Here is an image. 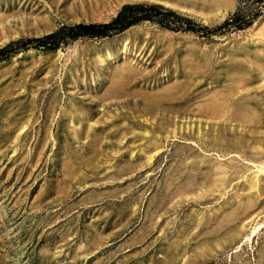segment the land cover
Instances as JSON below:
<instances>
[{
	"label": "rangeland",
	"instance_id": "rangeland-1",
	"mask_svg": "<svg viewBox=\"0 0 264 264\" xmlns=\"http://www.w3.org/2000/svg\"><path fill=\"white\" fill-rule=\"evenodd\" d=\"M125 4L0 0V49L107 23ZM248 6L198 8L207 21L172 10L194 30L162 16L170 28L145 21L124 40L81 37L0 59V264H264V124L197 106L264 49V13L243 30L200 29ZM261 83L247 86L259 110Z\"/></svg>",
	"mask_w": 264,
	"mask_h": 264
},
{
	"label": "bare ground",
	"instance_id": "bare-ground-1",
	"mask_svg": "<svg viewBox=\"0 0 264 264\" xmlns=\"http://www.w3.org/2000/svg\"><path fill=\"white\" fill-rule=\"evenodd\" d=\"M118 3H128V4H132L135 2H140V3H144V2H148V3H155V4H160V5H164L166 7H168L171 10H174L180 14H183L185 16H188L190 18H194L197 20H200L202 18H206L204 13L202 11H200L198 8L200 7H215L217 6V4L222 3H226V6L231 5L233 3V0H117ZM114 2V1H113ZM115 4V3H113ZM234 5V4H233ZM222 10V9H221ZM228 11V10H227ZM219 15V14H218ZM7 17V16H6ZM215 18V17H214ZM208 18L203 19L205 21H207ZM2 20V19H0ZM249 30V29H248ZM124 33L120 34V37L122 40H124ZM4 40V39H3ZM125 45V44H124ZM260 51V50H259ZM257 53V55H255V57L253 56L252 58L250 56L245 55L246 59L245 60H241V61H237L238 63H234L231 68H229V70L227 71L228 75L232 78V82L228 83L226 86H223V89L220 91H216V92H211L209 93L207 96L208 98L201 104L199 103L198 109L200 111L201 114L203 115H209V116H222V115H227L230 114L232 115L233 118H239V120L241 121V123H246V124H254V125H261L264 124V102L263 105L261 107V109L259 110L258 107L260 106L261 103H259V99L258 98H254L251 99L249 92V89L247 86H250L251 84H253V82L255 80L260 79L262 81L261 85L259 88H263L264 87V49L261 50V52ZM235 53V52H234ZM243 57V56H242ZM241 57V58H242ZM238 59V57H236ZM244 58V57H243ZM242 58V59H243ZM230 59V58H229ZM240 59V58H239ZM233 60V58H232ZM130 64V63H129ZM127 65V64H126ZM121 66V65H120ZM124 68L125 65H122ZM134 66V65H133ZM129 67V66H128ZM134 68V67H133ZM116 69V68H115ZM119 69V68H118ZM126 69V68H125ZM124 69V71H126ZM131 69V68H130ZM135 69V68H134ZM132 70V69H131ZM129 71V70H127ZM126 71V73H127ZM136 70H134L135 72ZM116 72V70H115ZM118 72V70H117ZM131 72V71H130ZM224 72V71H223ZM113 73V72H112ZM123 73V72H122ZM133 73V72H132ZM140 73V72H138ZM121 74V73H120ZM137 74V73H136ZM135 74V75H136ZM115 75V74H114ZM122 75V74H121ZM128 77V76H127ZM253 77L255 79H253ZM111 78V77H110ZM119 78V77H118ZM124 79V78H123ZM116 80V77L115 79ZM126 80V79H125ZM130 80V78L128 79ZM136 80V79H135ZM131 81V80H130ZM179 81V80H178ZM134 82V81H133ZM180 82V81H179ZM124 84H128V83H124ZM131 84V83H130ZM111 85V84H110ZM113 86V85H112ZM111 87V86H110ZM129 87V86H128ZM254 87V86H253ZM122 88V84L120 82L116 83L113 88V94L115 92H119V90L121 91ZM124 88V86H123ZM172 87H170L169 89H171ZM164 89V88H163ZM5 90V89H4ZM108 90V89H107ZM165 90V89H164ZM172 90V89H171ZM177 90V89H176ZM241 90H245L247 91L242 93L243 91ZM262 90V89H260ZM264 90V89H263ZM111 91V90H110ZM161 91V90H160ZM166 91V90H165ZM5 92V91H4ZM108 92V91H105ZM126 92V91H124ZM169 92V91H168ZM167 92V93H168ZM7 93V92H6ZM111 93V92H110ZM136 93V92H135ZM159 93V92H158ZM162 93V92H161ZM124 94V93H123ZM121 94V95H123ZM140 94V93H139ZM116 95V93H115ZM119 95V94H118ZM117 95V96H118ZM143 95V93L141 94ZM150 95V94H149ZM156 95V94H155ZM255 95V94H252ZM6 96V95H5ZM8 96V95H7ZM11 96V94H10ZM113 95H111L110 97H112ZM132 96V95H131ZM206 96V97H207ZM147 97V96H146ZM205 97V98H206ZM104 98V97H103ZM109 98V97H108ZM113 98V97H112ZM115 98V96H114ZM263 98H264V94H263ZM106 99V98H104ZM103 99V100H104ZM153 99V98H152ZM146 100V99H145ZM144 100V101H145ZM156 102V101H155ZM247 102H253L255 103L256 107H253L252 105H250ZM162 103V102H161ZM9 104V103H8ZM12 104V103H11ZM10 104V105H11ZM146 104V102H145ZM198 104V103H197ZM15 105V104H14ZM18 105V104H17ZM13 106V105H12ZM164 106V105H163ZM18 109V108H17ZM90 109V108H89ZM195 110V111H198ZM23 110V109H22ZM14 111V109H13ZM12 111V112H13ZM70 111V110H69ZM10 114H13V113ZM27 112V111H26ZM158 112V111H157ZM147 113V112H146ZM164 113V112H163ZM71 114V113H70ZM88 114V113H87ZM109 114V113H108ZM148 114V113H147ZM185 114V113H184ZM24 115V114H23ZM82 115V114H81ZM160 117V116H159ZM231 117V116H230ZM26 118V117H25ZM162 118V117H161ZM224 118V117H222ZM156 119V118H155ZM30 120V119H29ZM82 120V119H81ZM99 120V119H98ZM229 120V119H228ZM16 121V119H15ZM14 121V122H15ZM38 121V120H37ZM164 121V120H163ZM216 121V120H214ZM235 121V120H234ZM82 122V121H81ZM100 122V121H99ZM110 122V121H109ZM108 123V122H107ZM159 123V122H158ZM174 123V122H173ZM11 123H9L10 125ZM14 124V123H13ZM17 124V123H16ZM30 124V123H29ZM103 124V123H102ZM101 124V125H102ZM160 124V123H159ZM158 124V125H159ZM166 124V123H164ZM168 124V123H167ZM94 125V124H93ZM98 125V124H96ZM95 125V126H96ZM100 125V126H101ZM105 125V124H104ZM113 125V124H112ZM116 125V124H115ZM162 125V124H161ZM120 126V125H119ZM118 126V127H119ZM171 126V125H170ZM169 126V127H170ZM97 127V126H96ZM115 127V128H118ZM160 127V125H159ZM164 127V126H163ZM163 127L161 126L160 128L163 129ZM91 128V127H90ZM113 128V127H112ZM114 128V129H115ZM168 128V125H167ZM221 128V127H220ZM224 128V127H223ZM262 128V127H261ZM24 130V129H23ZM22 130V131H23ZM165 130V129H164ZM225 130V129H224ZM89 131V130H88ZM111 131V130H109ZM123 131V130H122ZM161 131V130H160ZM227 131V130H226ZM139 133V131H137ZM143 132V131H142ZM171 132H174L171 130ZM177 132V131H176ZM175 132V133H176ZM257 132V131H254ZM262 132V131H261ZM111 134V132H109ZM127 133V132H126ZM132 133V132H130ZM136 133V132H134ZM133 133V134H134ZM137 133V134H138ZM168 133V131H167ZM174 133V134H175ZM244 133V132H243ZM124 134V132H123ZM136 134V135H137ZM146 134V133H145ZM160 134V133H159ZM22 134H20L21 136ZM100 135V134H99ZM109 135V134H108ZM129 135V134H128ZM151 135V134H150ZM243 135V134H241ZM101 136V135H100ZM105 136V135H104ZM122 136V135H121ZM125 136V135H124ZM221 136V135H219ZM218 136V137H219ZM250 136V135H249ZM75 137V136H74ZM173 137V136H172ZM223 137V136H222ZM102 138V136H101ZM104 138V137H103ZM126 138V137H125ZM215 138V137H214ZM106 139V138H105ZM115 139V138H114ZM120 139V138H119ZM102 140V139H101ZM107 140V139H106ZM216 140V138H215ZM258 140V139H257ZM260 140V139H259ZM118 141V140H117ZM120 141V140H119ZM118 141V142H119ZM239 141V140H238ZM124 142V141H123ZM120 143V142H119ZM218 143V142H217ZM249 143V142H248ZM96 144V142H95ZM46 145V144H45ZM121 145V144H120ZM150 146V145H149ZM95 148V147H94ZM157 149V148H156ZM163 149V148H162ZM96 150V149H95ZM94 150V152H95ZM130 150V149H129ZM158 150V149H157ZM144 151V150H143ZM93 152V154H94ZM104 152V151H103ZM141 152V150H140ZM159 152V150H158ZM132 153V151H131ZM153 153V152H152ZM156 153V151H155ZM105 154V153H104ZM144 154L145 151H144ZM158 154V153H156ZM102 155V154H101ZM133 155V154H132ZM131 155V156H132ZM90 155H88L87 157H89ZM82 165V164H81ZM93 166V165H92ZM91 166V167H92ZM65 174V173H64ZM67 175V174H66ZM69 175V174H68ZM176 198V197H175ZM252 202V201H251ZM249 201V203H251ZM253 203V202H252ZM251 203V204H252ZM250 205V204H249ZM253 207V204H252ZM247 209V207H246ZM245 209V210H246ZM250 209V207L248 208ZM235 212V211H234ZM237 212V211H236ZM247 212V211H246ZM232 214V213H231ZM245 214V213H244ZM234 215V213H233ZM230 216V215H228ZM236 216H239L238 213L236 214ZM235 216V217H236ZM231 217V216H230ZM233 217V216H232ZM227 218V217H226ZM229 219V217H228ZM234 218H231V220H233ZM230 220V219H229ZM236 220V219H235ZM226 222V221H225ZM233 222V221H232ZM227 224H229L227 222ZM225 227V226H224ZM221 229V228H220ZM259 229V227L255 228L253 233H255L257 230ZM251 236L248 237V240H250ZM171 248V247H170ZM169 248V249H170ZM173 264V263H172Z\"/></svg>",
	"mask_w": 264,
	"mask_h": 264
},
{
	"label": "trees",
	"instance_id": "trees-1",
	"mask_svg": "<svg viewBox=\"0 0 264 264\" xmlns=\"http://www.w3.org/2000/svg\"><path fill=\"white\" fill-rule=\"evenodd\" d=\"M242 1L243 0H240V2ZM253 3L256 5L253 8L249 6L246 8L239 7L236 12L231 14L230 17H228L225 22L217 28L204 26L200 29L206 31V33L217 32L222 29H246L250 27L262 13H264V0H253ZM162 16L174 17L177 22H182L186 25V30L196 29V24L190 18L181 16L172 10H164V7L161 5L145 3L125 4L119 13L107 23H79L75 25H64L58 30L41 37L11 42L7 46L0 49V59L21 49L27 50L33 47L36 49L55 50L67 40H76L81 37L100 38L119 34L128 28L145 21H158V23L163 26L170 28V26L165 24L161 18L158 19V17Z\"/></svg>",
	"mask_w": 264,
	"mask_h": 264
}]
</instances>
